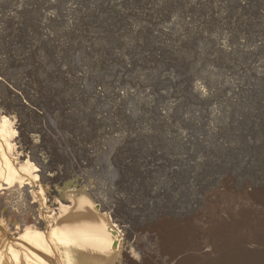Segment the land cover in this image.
I'll use <instances>...</instances> for the list:
<instances>
[{
	"label": "rangeland",
	"instance_id": "rangeland-1",
	"mask_svg": "<svg viewBox=\"0 0 264 264\" xmlns=\"http://www.w3.org/2000/svg\"><path fill=\"white\" fill-rule=\"evenodd\" d=\"M0 87L13 159L92 186L114 264H264V0H0Z\"/></svg>",
	"mask_w": 264,
	"mask_h": 264
},
{
	"label": "bare ground",
	"instance_id": "bare-ground-1",
	"mask_svg": "<svg viewBox=\"0 0 264 264\" xmlns=\"http://www.w3.org/2000/svg\"><path fill=\"white\" fill-rule=\"evenodd\" d=\"M1 94L0 185L13 184L24 196L25 206L15 225L0 220V252L3 244H7L20 258L15 264H111L123 246L111 213L104 210V205L100 209L92 186L88 190L87 185L76 184L77 179L68 171L47 174L48 163L40 162V157H35L37 152L34 156L30 154L32 158L28 154L26 159L15 162L11 153L16 144L12 143L13 135L19 127L22 135L26 132L23 122L19 125L15 122L16 105L12 98ZM32 160H37L42 168L40 178L35 173L38 164ZM5 202L2 200L0 205ZM29 217L33 220L31 227L27 225ZM17 233L20 235L13 236ZM2 261L0 264H6Z\"/></svg>",
	"mask_w": 264,
	"mask_h": 264
},
{
	"label": "crops",
	"instance_id": "crops-1",
	"mask_svg": "<svg viewBox=\"0 0 264 264\" xmlns=\"http://www.w3.org/2000/svg\"><path fill=\"white\" fill-rule=\"evenodd\" d=\"M111 264H114L113 262Z\"/></svg>",
	"mask_w": 264,
	"mask_h": 264
}]
</instances>
